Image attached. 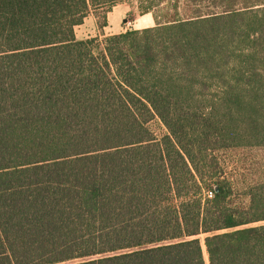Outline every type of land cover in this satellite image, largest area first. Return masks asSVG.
<instances>
[{
    "label": "trees",
    "instance_id": "1",
    "mask_svg": "<svg viewBox=\"0 0 264 264\" xmlns=\"http://www.w3.org/2000/svg\"><path fill=\"white\" fill-rule=\"evenodd\" d=\"M121 2L155 25L77 38ZM254 149L264 0H0V264H264Z\"/></svg>",
    "mask_w": 264,
    "mask_h": 264
},
{
    "label": "rangeland",
    "instance_id": "2",
    "mask_svg": "<svg viewBox=\"0 0 264 264\" xmlns=\"http://www.w3.org/2000/svg\"><path fill=\"white\" fill-rule=\"evenodd\" d=\"M103 17L104 13L101 11L90 14L76 29L77 38L84 40L99 37L102 40L105 35L119 34L131 29H144L155 24L154 20L151 21L150 18L139 13L135 2H121L116 5L106 16L107 27L101 30L99 25L105 22ZM150 127L157 135L165 133V128L157 119L150 124ZM222 158L228 171L233 177L236 176L239 185L245 186L264 181V149L240 151L223 155Z\"/></svg>",
    "mask_w": 264,
    "mask_h": 264
},
{
    "label": "crops",
    "instance_id": "3",
    "mask_svg": "<svg viewBox=\"0 0 264 264\" xmlns=\"http://www.w3.org/2000/svg\"><path fill=\"white\" fill-rule=\"evenodd\" d=\"M145 16H146L147 18H150L151 21L154 20V18H152V15H151V14H146ZM154 23H155V22H154ZM154 25H155V24H154ZM147 28H148V27H147ZM119 34H120V33H119ZM114 35H115V34H114ZM107 36H110V35H105L104 38L107 37Z\"/></svg>",
    "mask_w": 264,
    "mask_h": 264
}]
</instances>
